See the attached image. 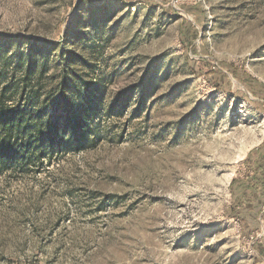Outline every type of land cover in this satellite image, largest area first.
Returning a JSON list of instances; mask_svg holds the SVG:
<instances>
[{"label": "rangeland", "instance_id": "rangeland-1", "mask_svg": "<svg viewBox=\"0 0 264 264\" xmlns=\"http://www.w3.org/2000/svg\"><path fill=\"white\" fill-rule=\"evenodd\" d=\"M30 44L99 88L87 146L0 172V264H264V0H0Z\"/></svg>", "mask_w": 264, "mask_h": 264}, {"label": "trees", "instance_id": "trees-1", "mask_svg": "<svg viewBox=\"0 0 264 264\" xmlns=\"http://www.w3.org/2000/svg\"><path fill=\"white\" fill-rule=\"evenodd\" d=\"M51 52L56 54L52 63ZM83 62L66 46L30 44L15 61L0 53V172L38 170L64 148L87 146L92 107L74 105L80 86L93 83L79 74Z\"/></svg>", "mask_w": 264, "mask_h": 264}]
</instances>
